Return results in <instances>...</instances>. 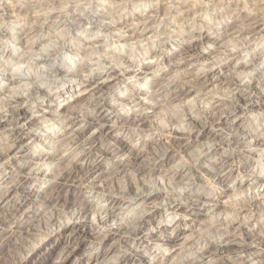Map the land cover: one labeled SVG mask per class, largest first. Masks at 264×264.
I'll return each mask as SVG.
<instances>
[{
	"label": "clouds",
	"instance_id": "1",
	"mask_svg": "<svg viewBox=\"0 0 264 264\" xmlns=\"http://www.w3.org/2000/svg\"><path fill=\"white\" fill-rule=\"evenodd\" d=\"M0 264H264V0H0Z\"/></svg>",
	"mask_w": 264,
	"mask_h": 264
}]
</instances>
